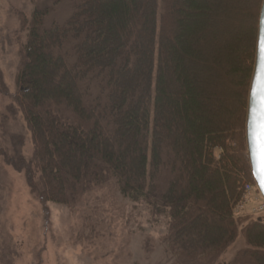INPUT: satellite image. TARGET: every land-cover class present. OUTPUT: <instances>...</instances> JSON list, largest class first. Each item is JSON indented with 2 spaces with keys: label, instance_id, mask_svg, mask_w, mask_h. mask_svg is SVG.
<instances>
[{
  "label": "trees",
  "instance_id": "1",
  "mask_svg": "<svg viewBox=\"0 0 264 264\" xmlns=\"http://www.w3.org/2000/svg\"><path fill=\"white\" fill-rule=\"evenodd\" d=\"M263 0H79L63 23L35 9L14 103L43 202L77 206L115 180L168 218L175 264H264V216L236 211L254 182L246 123ZM9 89L0 68V95Z\"/></svg>",
  "mask_w": 264,
  "mask_h": 264
},
{
  "label": "rangeland",
  "instance_id": "2",
  "mask_svg": "<svg viewBox=\"0 0 264 264\" xmlns=\"http://www.w3.org/2000/svg\"><path fill=\"white\" fill-rule=\"evenodd\" d=\"M78 1L0 0V68L9 89L0 95V264H175L163 241L167 216L123 196L115 180L91 187L75 207L43 203L27 182L23 160L29 162L35 150L14 103L27 37L24 20L49 7L46 26L63 23ZM248 183L253 189L236 215L264 216L255 212L263 196L255 180ZM245 245L240 234L218 264H228Z\"/></svg>",
  "mask_w": 264,
  "mask_h": 264
},
{
  "label": "water",
  "instance_id": "3",
  "mask_svg": "<svg viewBox=\"0 0 264 264\" xmlns=\"http://www.w3.org/2000/svg\"><path fill=\"white\" fill-rule=\"evenodd\" d=\"M264 0L260 12L255 68L250 86L246 123L248 155L256 185L264 197Z\"/></svg>",
  "mask_w": 264,
  "mask_h": 264
},
{
  "label": "built area",
  "instance_id": "4",
  "mask_svg": "<svg viewBox=\"0 0 264 264\" xmlns=\"http://www.w3.org/2000/svg\"><path fill=\"white\" fill-rule=\"evenodd\" d=\"M253 189V185L248 183L246 186H245V191H244V196L242 198V201L240 203L239 206H241L242 204L245 203V197L247 195V198H248V192L251 191ZM255 212H259L261 214H264V197L262 198V203L259 205V208H256L255 209Z\"/></svg>",
  "mask_w": 264,
  "mask_h": 264
},
{
  "label": "snow or ice",
  "instance_id": "5",
  "mask_svg": "<svg viewBox=\"0 0 264 264\" xmlns=\"http://www.w3.org/2000/svg\"><path fill=\"white\" fill-rule=\"evenodd\" d=\"M262 49H264V44L261 45ZM261 145L264 147V131L261 133Z\"/></svg>",
  "mask_w": 264,
  "mask_h": 264
}]
</instances>
